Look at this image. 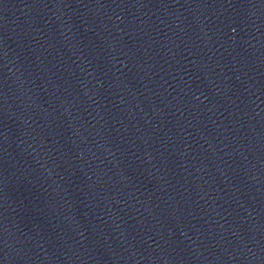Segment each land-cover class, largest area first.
Masks as SVG:
<instances>
[{
    "label": "water",
    "instance_id": "95a60500",
    "mask_svg": "<svg viewBox=\"0 0 264 264\" xmlns=\"http://www.w3.org/2000/svg\"><path fill=\"white\" fill-rule=\"evenodd\" d=\"M0 264H264V0H0Z\"/></svg>",
    "mask_w": 264,
    "mask_h": 264
}]
</instances>
